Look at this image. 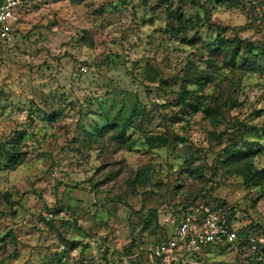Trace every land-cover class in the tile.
<instances>
[{
  "label": "rangeland",
  "instance_id": "rangeland-1",
  "mask_svg": "<svg viewBox=\"0 0 264 264\" xmlns=\"http://www.w3.org/2000/svg\"><path fill=\"white\" fill-rule=\"evenodd\" d=\"M253 1L38 0L18 10L12 38L0 37V264L146 258L201 198L264 226V179H251L264 170L253 129L264 128V3ZM235 38L243 68L226 51L212 56ZM190 70L212 76L199 94L222 104L217 120L179 101ZM129 119L125 141L120 129L91 137L98 122ZM232 149L247 155L228 163ZM196 263L187 254L178 264ZM238 263L235 248L205 262Z\"/></svg>",
  "mask_w": 264,
  "mask_h": 264
},
{
  "label": "built area",
  "instance_id": "built-area-1",
  "mask_svg": "<svg viewBox=\"0 0 264 264\" xmlns=\"http://www.w3.org/2000/svg\"><path fill=\"white\" fill-rule=\"evenodd\" d=\"M38 0H1L0 2V37L3 40L12 38L13 24L19 17L18 10L31 2ZM139 4L145 0H129ZM158 2L161 0H150ZM264 3V0H261ZM253 3L257 5V1ZM87 71L86 67L81 68ZM44 220L56 219L53 210L43 212ZM231 219V208L201 202L186 213L181 221L174 227L172 234L159 242L146 258L140 260H119L113 264H178L188 253H201L204 248L211 245L229 246V250H239L240 223ZM248 245L241 251L238 264H252L256 253L264 247V230L247 237ZM62 248H65L63 246ZM187 253V254H186Z\"/></svg>",
  "mask_w": 264,
  "mask_h": 264
},
{
  "label": "trees",
  "instance_id": "trees-1",
  "mask_svg": "<svg viewBox=\"0 0 264 264\" xmlns=\"http://www.w3.org/2000/svg\"><path fill=\"white\" fill-rule=\"evenodd\" d=\"M125 3L128 4H133L132 2H130L129 0H123ZM181 0H161L158 2H151L150 0H145L142 3H139V5H145V6H167L168 8L173 6L174 4L180 2ZM1 2V0H0ZM35 3H32V5H34ZM31 5V6H32ZM136 5V4H134ZM30 6V7H31ZM1 27V25H0ZM13 30V27H12ZM222 42V41H221ZM248 45H246L245 47L247 48ZM244 47V46H243ZM242 49V40L235 38L233 43H221L219 46L214 48L213 51V55L212 56H219L223 53V51H226L228 54L231 53L232 57H233V61L236 63L237 67L243 68L244 65L248 64L249 59L247 57H240L238 58V56L240 55V51ZM210 64H213V62L210 60L209 62ZM212 80V76L209 74H201L198 73L197 71H193L190 70L188 72V75L184 78V81L188 83V85H190V87L192 86V88H188V86H182L181 90H179V101L184 103L186 108H190L192 109L194 112H204L208 117H210V119H212V121L217 120V114L216 113H221L220 111L221 103H219L218 101L215 102V105H206L203 104V102L201 101V97L199 92L203 90V87L206 85V83L208 81ZM167 85H169L168 82H166ZM197 93V94H196ZM193 94H196V98L193 100H189V97ZM226 104V103H225ZM46 115L44 117H46L48 120H52V117L50 114L45 113ZM131 119H129V122L126 123L125 125H119L116 123H110L108 120L105 122H98L93 128L92 130H90V134L91 137L93 139H97L98 137L108 133L110 130H117L120 129L119 131V135H118V139L121 141H125L126 139H128L129 137H126V133L128 131V128L131 126ZM253 129H255V131L258 133L259 136H264V128L262 127H254ZM164 138L161 135H156V136H149L148 137V141H157V140H163ZM228 157H227V161L228 163H233V162H238L242 159V157L246 156L247 154L245 152H243L241 149H232L231 151L227 152ZM8 159V157H7ZM20 159L19 153L15 152L14 154L10 155L8 162L9 165L17 162ZM252 180L256 181L257 183H261L262 180L264 179V170H260L259 172H256L255 175H253V177H251ZM201 202H205L207 204H213V202H210L206 199H199L198 201H196L195 203H193L188 210L184 213V215L186 213H188L189 211L192 210V208ZM217 205V204H215ZM219 206H225V204H219ZM227 207V206H226ZM231 208V207H230ZM54 211V210H53ZM236 214H235V209L231 208V219H235ZM239 223L240 220L239 218L236 219ZM49 225H52V221H48L47 222ZM264 230V226L262 224H248V225H240L239 228V236H240V241L238 243L239 246V260L241 259V251L243 250V248H245L248 245V241H247V237L251 234L254 233H258L260 231ZM167 239V238H165ZM163 239V240H165ZM161 240V241H163ZM160 241V242H161ZM78 247V243L77 242H72L71 247H69L68 250H65L68 255H70L71 250H74ZM229 250V246H220V245H215V244H211L207 247L204 248L203 252L201 253H188L189 255H193V258L196 260V264H205L206 261H209L211 258L213 257H217L219 255H221L224 252H227ZM187 254V253H186ZM140 258H142L141 256L137 255V256H132V255H128V256H122L119 258V260H140ZM116 260V261H119ZM114 263V262H113ZM113 263H109V264H113ZM252 264H264V247H262L255 255L254 259L252 260Z\"/></svg>",
  "mask_w": 264,
  "mask_h": 264
}]
</instances>
